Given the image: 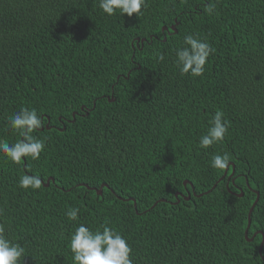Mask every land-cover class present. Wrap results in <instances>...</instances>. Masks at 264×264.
Wrapping results in <instances>:
<instances>
[{
	"label": "trees",
	"instance_id": "obj_1",
	"mask_svg": "<svg viewBox=\"0 0 264 264\" xmlns=\"http://www.w3.org/2000/svg\"><path fill=\"white\" fill-rule=\"evenodd\" d=\"M190 34L215 48L201 77L176 63ZM23 107L42 116L32 135L46 147L19 164L0 154V223L24 264H74L81 223L119 231L133 264H264V0H148L131 17L99 0H0V140L23 139L9 124ZM218 110L229 132L202 149ZM223 153L226 176L210 164ZM25 173L41 188H20ZM185 181L216 187L197 197Z\"/></svg>",
	"mask_w": 264,
	"mask_h": 264
},
{
	"label": "clouds",
	"instance_id": "obj_2",
	"mask_svg": "<svg viewBox=\"0 0 264 264\" xmlns=\"http://www.w3.org/2000/svg\"><path fill=\"white\" fill-rule=\"evenodd\" d=\"M148 0H99V8L108 16L119 12L129 17L134 14L139 16L142 9L147 8ZM214 6L206 9L208 14L214 12ZM215 53V48L193 35L184 37V46L176 49V63L182 75L201 77L205 73V66L209 58ZM163 60L161 54L158 57ZM9 124L23 139L10 144L0 140V154L19 164L23 158L39 160L44 152L45 141L32 135L36 130L42 129L43 119L33 108L23 107L17 113L9 117ZM230 122L225 118L223 111H216L209 120V126L205 134L199 138V147L208 149L211 146L225 140L229 132ZM230 154H215L211 157V167L225 170L230 164ZM42 179L39 175L23 174L19 179V187L33 191L41 188ZM80 209L69 208L66 215L69 220L77 221ZM70 249L73 254L74 264H133V249L127 239L116 229L104 225L102 231H93L90 227L81 223L75 228L70 237ZM26 248L21 243L14 242L6 235V228L0 223V264H24Z\"/></svg>",
	"mask_w": 264,
	"mask_h": 264
},
{
	"label": "water",
	"instance_id": "obj_3",
	"mask_svg": "<svg viewBox=\"0 0 264 264\" xmlns=\"http://www.w3.org/2000/svg\"><path fill=\"white\" fill-rule=\"evenodd\" d=\"M167 29H168V28H166V27L164 28V30H167ZM171 31H172L173 33L177 31L176 28H175V26H173V27L171 28ZM164 40H166V39H164ZM139 41H140V40L138 39V42H139ZM145 41H146V39H142V40H141L142 44H143ZM137 45H138V43H137ZM111 101H112V100H111ZM76 115H77V113H74V114H73L74 119H73L71 122H74V120H75V116H76ZM47 128L50 129L49 127H47ZM40 130H43V128L40 129ZM231 166H233V168H234V165H233V164H231ZM228 169H229V168H228ZM228 169H226V172H225V175H224V176L227 175ZM232 175H233V172H232V174L230 175V177H231ZM230 177H229V179H230ZM51 181H52V182H55L54 178H50V179L46 182V184H45L44 186L48 187V186L50 185V182H51ZM42 183H43V182H42ZM184 184H185V185L190 184V185L192 186V188H193V194H194L195 196H197V197H202L204 194H208V193H210V192L216 187V185H215L211 190H209V191H207V192H205V193H202V194L197 195V194L195 193V191H194V187H193V185H192L190 182L185 181ZM79 186L86 187L88 190H94V191L97 192L98 195H102V193H103L102 188H104V187L109 188V186L106 185V184L102 185V186L100 187V189L91 188V187H89V186L86 185V184H80ZM68 191H70V190H68ZM256 195H257L256 200H255V202L253 203L252 207L250 208V211H249V214H248V226H247V230H246V232H245L246 239H247V241H250V242L253 241V238L250 239V238L248 237V233H249V229H250V227H251V215H252V212H253V210H254V208H255V206H256L258 200H259V193H258L257 191H256ZM179 196H182V195L178 194V195L176 196V198H177V202H176V203H172V202H169V203H171V204H177V203H179V202H180V200H179ZM237 196L242 197V196H243V193H241V194H239V195H237ZM190 197H191V195L188 194V196H187L185 199H186V200H190ZM118 198H119V197H118ZM120 200H122V199L120 198ZM124 201H132V202L134 203V207H135L136 212H138V211H137V204H136L135 199H127V200H124ZM160 202L168 203V201L165 200V199L159 200V201H157V202L151 207V209H154V208L157 206V204L160 203ZM263 245H264V241L262 242L261 247H260V252H261V253H262Z\"/></svg>",
	"mask_w": 264,
	"mask_h": 264
},
{
	"label": "bare ground",
	"instance_id": "obj_4",
	"mask_svg": "<svg viewBox=\"0 0 264 264\" xmlns=\"http://www.w3.org/2000/svg\"><path fill=\"white\" fill-rule=\"evenodd\" d=\"M142 43V42H141ZM45 185V184H44ZM104 188H106V187H104Z\"/></svg>",
	"mask_w": 264,
	"mask_h": 264
}]
</instances>
